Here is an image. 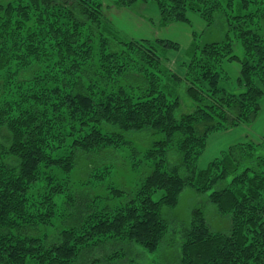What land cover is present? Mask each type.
I'll list each match as a JSON object with an SVG mask.
<instances>
[{
  "label": "trees",
  "instance_id": "trees-1",
  "mask_svg": "<svg viewBox=\"0 0 264 264\" xmlns=\"http://www.w3.org/2000/svg\"><path fill=\"white\" fill-rule=\"evenodd\" d=\"M111 1L120 9L155 4L161 27L191 24L189 14L210 26L222 15L227 37L202 45L194 33L178 72L169 65L178 43L125 38L104 0L0 5V28L7 31L0 73L15 60L50 69L40 91L20 85L15 100L0 106V135L8 130L0 139V264H78L112 243L155 252L171 231L162 208H175L187 188L208 193L231 226L214 231L204 210H193L177 237L183 264H264V139L233 145L199 167L212 135L251 126L262 111L264 36L255 22L264 0ZM233 63L240 65L235 80ZM181 92L190 100L188 113L181 112ZM158 136L144 154L137 149L136 142ZM114 149L136 152L144 165L133 190H111L120 206L109 197L71 194L60 177L70 178L83 160L98 171L103 152ZM58 198L71 214L55 233ZM42 227L49 233L39 234ZM125 256L115 252L108 264H122Z\"/></svg>",
  "mask_w": 264,
  "mask_h": 264
},
{
  "label": "rangeland",
  "instance_id": "rangeland-1",
  "mask_svg": "<svg viewBox=\"0 0 264 264\" xmlns=\"http://www.w3.org/2000/svg\"><path fill=\"white\" fill-rule=\"evenodd\" d=\"M9 2H11V0H0V5L5 6ZM104 3L106 7L105 12L109 21H112L114 28L121 32L125 38L149 39L156 36L157 38L167 39L178 43L181 46V50L179 52H172V57L170 54L169 65H171V68L178 70V72H183V69L180 68L178 64L186 58L185 53L190 46L186 43L185 37H183L175 27L167 28L160 26V12L155 4L139 3L136 4L133 9H120L117 8L111 0H104ZM222 13L226 16L225 11H222ZM189 19L191 20V24L185 25L191 27L194 30V33L199 34V42L202 45L226 40L227 23H229L228 17L226 20L224 16L217 14L210 26H208L207 23L196 14H189ZM255 23L264 36V15L259 14ZM6 32L0 28V37H4V33ZM12 32L15 33L13 30ZM192 38H194V35ZM235 47L237 53L242 55L241 46L235 44ZM44 67L45 65H38L34 62H31V64L27 66H20V61H13L11 68L0 73V106L7 101L11 102L15 100L20 85L22 86V88H20L21 90H27L30 86L35 84L36 90L40 91L39 87H44V84H42L43 79L45 78L44 76L50 72V69ZM228 68L232 78L235 80L238 77L240 65L238 63H233L230 64ZM134 72L136 73V71ZM41 76L44 78L42 79ZM35 81H39V84L37 85ZM178 92H180V89ZM188 101L190 100L183 97L182 94V113L189 112V107L187 105ZM260 125H264V114L261 117L258 126ZM7 131L6 128H3V134L0 135L1 141H4L2 140V137L5 138L6 135H8ZM249 137L252 138L251 136ZM158 139H160L159 136L151 138L150 141L145 143H142V141L141 143L136 142V147L144 154L151 148V144ZM233 139V136H230V138L225 135L216 136L213 141H219V143L222 144L221 147L215 152L213 151L215 149V144L212 143L208 148V152H205L201 157L199 167L201 169L205 168L209 162L215 158H219L222 154L221 152L227 150L226 148L232 144ZM253 140L255 141V139ZM108 151L110 152H103L106 156L101 155L100 158L103 159V162H98L99 164L96 165L98 166V171L91 173L92 165L88 168L89 162L87 163L83 160V162L79 164V169L73 171L70 178L67 176L60 177L65 183H69L71 194L74 193L77 194V196H80L81 194L85 195L88 193L93 198L100 197L103 199L109 197L108 200H110V205L115 207L120 206L122 201L113 198L111 196V190L115 188L122 191L133 190L138 184L139 178L144 170V165L136 158L137 153H132L131 150L114 149ZM93 157L95 156L93 155L92 158ZM97 175L100 177L98 178ZM208 196V193L205 194L187 188L181 193L179 202L175 208H162L163 218L168 222L171 231L168 234L166 241L157 251L149 252L141 246L135 248L131 244H127V246L122 244L115 245L112 243L107 244L103 250L100 249L87 255L78 264H97L96 261H99V264H108L109 256L115 252L126 254L122 264H183L177 237L181 240L182 235L178 233H183L182 230L191 223L193 210L198 208L204 210L206 220L214 231H227L231 226V221H229L230 218L221 217L217 212L216 206L209 201ZM73 198L76 197L74 196ZM58 203L60 206L61 217L53 220V223L56 226L55 233L58 232V230L62 231L64 229V220L69 214H71L66 199L58 198ZM66 210L68 212H66ZM42 232L48 231L46 228L42 227L39 234ZM170 238H172V240H169ZM173 240L176 242L174 243ZM136 250L137 252H135ZM133 253H135V255H132Z\"/></svg>",
  "mask_w": 264,
  "mask_h": 264
},
{
  "label": "crops",
  "instance_id": "crops-1",
  "mask_svg": "<svg viewBox=\"0 0 264 264\" xmlns=\"http://www.w3.org/2000/svg\"><path fill=\"white\" fill-rule=\"evenodd\" d=\"M168 27H175L177 30H179L180 34L183 37H185L186 43L189 46L191 45V43L193 41V38L192 37L194 35V30L191 27H189L188 25H185V24H172V25H170ZM190 28H191V30H190ZM155 38H157V37L154 36V38H149V39H155ZM172 56L173 55L171 54V57ZM263 114H264V101H263V104H262V111H261V113H260L257 121L254 123V125H251V126H241V127H238V128H234V129H231V130H228V131H224V132H220V133H217V134L212 135L211 138H210V140L208 141L207 148H206L205 152L206 153L208 152V148L211 146L212 143L215 144V149L213 150L215 152H217V149H219L221 147L222 144L219 143V141H213L216 136L225 135V136H227L229 138H230V136H233L234 137L235 140L233 139L232 144L228 148H226L227 150L231 146H233V145H236L238 143H241V142L246 141L247 139L250 138L249 136L252 137V138H250V140L255 139V141H257V140L258 141H261L262 139H264V125H260V126H258V125L260 123V120H261V117L263 116ZM223 151L221 153H223Z\"/></svg>",
  "mask_w": 264,
  "mask_h": 264
}]
</instances>
